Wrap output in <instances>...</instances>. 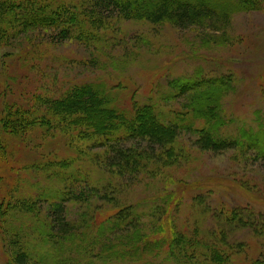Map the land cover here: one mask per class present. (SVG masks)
Segmentation results:
<instances>
[{
	"label": "trees",
	"instance_id": "trees-1",
	"mask_svg": "<svg viewBox=\"0 0 264 264\" xmlns=\"http://www.w3.org/2000/svg\"><path fill=\"white\" fill-rule=\"evenodd\" d=\"M263 6L264 0H0V43L9 46L21 34L40 29L50 41H76L99 50L107 43L103 31L117 33L121 21H143L196 31L209 47L229 43L234 14ZM229 76L205 78L197 70L173 78L159 98L164 102L160 110L138 101L124 106L103 82L70 83L57 95L35 93L25 104L0 105L3 134L25 142L35 131L41 140L58 136L64 151L72 153L61 158L58 150L38 149L41 143L33 142L38 154L30 173L49 186L36 197H0L7 262L89 264L111 258L144 264H264V257L251 258L249 244L236 236L241 227L264 239V220L256 223L253 212L220 206L192 225L178 227L175 220L184 190H206L203 177L179 183L166 170L190 157L175 146L182 133L201 151L239 149L254 161L264 160L259 112L253 138L243 125L236 127V137L223 133L232 121L222 114L224 98L235 91ZM136 184L145 195L134 200L130 190Z\"/></svg>",
	"mask_w": 264,
	"mask_h": 264
},
{
	"label": "rangeland",
	"instance_id": "rangeland-1",
	"mask_svg": "<svg viewBox=\"0 0 264 264\" xmlns=\"http://www.w3.org/2000/svg\"><path fill=\"white\" fill-rule=\"evenodd\" d=\"M118 26L120 32L103 31L107 43L103 42L99 50L76 41H50L47 32L40 29L21 34L12 39L9 46L0 43V105L27 103L35 93L57 95L70 83L103 82L120 95L124 106L138 101L156 104L160 110L164 102L159 98L167 82L189 77L199 70L205 78L224 80L230 75L229 81L233 79L235 91L224 98L222 114L232 121L225 123L223 133L236 137V127L243 125L253 138L257 132L256 112L264 123V6L260 11L234 14L229 43L209 47L201 44L196 31H181L168 24L153 26L143 21H121ZM114 35V44H111ZM6 51L11 55L5 57ZM173 105L179 107V102ZM38 134L33 132V138L25 142L3 134L0 129V197H36L42 187L49 186L43 178L34 180L30 173L29 165L38 154L37 148H32L33 142L41 143L38 149H50L54 153L58 150L55 154L61 158L72 155L64 151L66 146L62 138L41 140ZM191 139L185 133L176 139L175 146L185 149L190 157L187 163L168 166L166 170L171 176L164 175L158 185L161 193L168 175L170 179L203 177L205 181L206 190L187 189V193L184 190L185 200L177 209L176 225H192L191 222H200L207 215L210 218L211 212L214 214L220 206L240 209L247 214L253 212L256 223L264 220V160L254 161L250 153L239 149L221 153L201 151L192 146ZM12 163L20 167V171L14 170L10 166ZM142 187L136 184L131 188L134 200L145 195ZM2 217L0 213V223ZM237 232V240L249 244L251 258L264 257L263 238L241 227ZM5 252L0 229V264H10ZM144 263V260L123 262L110 258L89 264Z\"/></svg>",
	"mask_w": 264,
	"mask_h": 264
}]
</instances>
